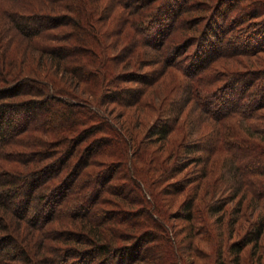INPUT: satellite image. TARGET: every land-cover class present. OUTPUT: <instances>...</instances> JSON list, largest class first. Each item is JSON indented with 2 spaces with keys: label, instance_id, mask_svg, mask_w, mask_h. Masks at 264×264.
Wrapping results in <instances>:
<instances>
[{
  "label": "trees",
  "instance_id": "obj_1",
  "mask_svg": "<svg viewBox=\"0 0 264 264\" xmlns=\"http://www.w3.org/2000/svg\"><path fill=\"white\" fill-rule=\"evenodd\" d=\"M67 2L68 9H65L70 15L56 13L51 17L31 13L19 15L20 18L11 15L16 18L15 21L8 17V24L28 40L46 30V27H31L48 18L51 19V28L68 25L72 31L68 33L65 43L58 47L43 50L39 44L38 47H29L27 56L21 59V69H12L11 64H8L3 72L0 66V80L5 73L10 75L8 81H16L9 87L0 88V161L3 160L0 166H4L0 167V264L145 263V255L151 253L148 244L156 239L148 228L162 232L163 245L168 247V250L163 248L168 256L166 264H180L181 259L176 248L171 245L172 235L167 232L165 221L177 204V198L181 197L175 216L189 224L199 223L201 228L198 234L210 237L211 232L202 217L206 213L201 211L198 202L199 195L204 191L202 188L208 187L206 178L211 171L209 166L217 167L225 160L229 161L239 180L238 189L256 199L264 197V162L256 166L259 163L257 155L264 160V148L249 139L255 136L254 130H250L255 126L251 123H232L239 118L243 121L253 120L252 113L245 110L253 108L255 100L244 103L243 99L257 97L262 106L264 88L261 89L263 93L258 95L256 90L249 87L247 79L234 80L233 75H228L224 79L227 84L226 97L222 93L214 95L206 87L203 90V86L207 85L200 77L201 74H208L207 65H211L213 60L206 65L204 57L194 62L193 59L199 54L196 49L184 68L188 82L183 87L186 100L197 103L208 116L212 137L206 139V143L210 142L204 149L203 141L189 144L184 139L180 140L176 131L183 110L172 120L163 116L173 89L170 91L166 82L161 84L154 76L137 73L136 68L145 60L147 53L144 50L147 47H151L158 54L157 57H163L151 64L148 53V67L155 64L163 67L165 63L164 68H172L190 41L187 37L183 40L171 36L169 32L173 26L179 24L176 30H183L184 34L188 31L198 33L194 39L202 40L211 29L214 31L212 23L204 24L201 30L198 23L188 27L190 20L183 17H189L188 13L192 11L190 0L179 1L168 23L161 27L157 26L156 19L164 3L159 6L157 0H117L123 13L119 12L116 20H110L117 25L112 34L110 29L114 26L107 27L108 21L105 22L106 27H100L98 10L88 7V0ZM35 8L38 7L35 5ZM65 16L69 17L68 22L59 23ZM222 26L219 24L218 31ZM220 32L219 36L214 31L215 41L209 42L217 44L214 49L210 45L211 50H216L217 58L223 56L225 49L221 42L225 33L222 30ZM256 43L261 44V41ZM31 74L38 78L27 76ZM77 92L85 95L79 97ZM21 96L25 99L14 103ZM105 103L134 106L133 114L134 111L141 113V109L149 107L150 113L156 115L151 124L141 122L147 125L140 137V130L132 126V115L127 120L130 125H127L126 130L132 129L124 132L107 117L101 107ZM40 112L47 117L46 124L54 126L52 131L58 136L53 143L47 144L59 151H45L47 156L41 157L43 159L37 163L40 164L37 168L24 169L20 166L14 169L16 167L11 166L13 151L5 146L20 147L22 142L33 140L31 135L23 139L22 134L29 131L31 121ZM258 134L264 140V131ZM111 147L118 152L111 151ZM195 149L209 153L202 176L189 182H181L182 178L175 179L181 175V168H185L180 167L183 154L194 152ZM37 154L35 150L25 155L14 153L16 159L22 160ZM17 155L20 157L17 158ZM193 156V163L202 161L201 155L194 152ZM242 156L246 158L245 161H241ZM103 157L115 159L119 164L113 160L95 163L96 158ZM26 160L25 164L18 162L22 166L32 164L31 159ZM45 160L50 161L42 165L41 162ZM95 165L97 171H86L87 167ZM116 180L119 183L114 184ZM172 180L176 181L169 183ZM89 181L96 185L92 188L79 186ZM196 181L194 187L189 189V184ZM47 182L51 185H47ZM131 193L134 196H130ZM99 205L112 209L102 211ZM261 207L264 210V203ZM61 209H64L62 214L67 216L68 225L62 227L65 230L57 237L52 238L53 232H47L49 229L54 230L51 225L56 222V215ZM219 209L212 207L209 213ZM100 211L101 216L95 218ZM76 220L81 223L79 231H76L77 225L73 223ZM107 224L123 225L130 235L116 234L106 227ZM261 233L255 224L249 241L229 243L226 249L228 254H232L229 262L239 264L241 248L249 243L255 246ZM52 240L64 245L55 247ZM222 251L220 247L213 246L212 264H226Z\"/></svg>",
  "mask_w": 264,
  "mask_h": 264
},
{
  "label": "rangeland",
  "instance_id": "obj_2",
  "mask_svg": "<svg viewBox=\"0 0 264 264\" xmlns=\"http://www.w3.org/2000/svg\"><path fill=\"white\" fill-rule=\"evenodd\" d=\"M88 1V7H95L98 10L97 16L98 23L100 22V27L102 25L105 26V22L108 23L109 21V25L107 24V27L114 26L110 30L112 34L115 33L114 30H116L115 27L117 28V25H115V21H112L111 23L110 20L115 19L118 16L119 12L121 14L123 13L121 7L118 6L117 0ZM179 1L181 0H157L159 6L163 3V5H165L162 6V8L160 9L161 11L157 16V26L161 27L168 23L171 14L173 13L172 11L176 9ZM190 1V10L192 11L188 13L189 17H183L184 19H188V21L190 20L187 23V25L190 23L188 27H191L192 25H195V23H198V26L201 30L203 29L204 24L207 25L211 22L215 33L217 31V34H219V36L221 35L220 31L222 30L223 33H225L224 37H222L223 39L221 40L222 47L225 48L223 56L217 58L218 54L216 53V50H211L210 48V45H212V43L210 44L209 42L212 41L214 43L215 41L213 29L210 30L211 32H209L208 35H204V38L202 40H195L196 38L194 39V37L198 36V33L188 31L184 34V32L182 33L183 30H176L179 24H175L173 26V30L169 32L171 36L175 37V39L183 40L184 37L190 38L188 39L190 41H188L187 43V45L189 44L188 48L185 49L184 52L177 57V62L179 63H174L172 68H164L165 63L163 67L160 64H155L148 67V53H150L149 56H151V58L149 59L151 64L154 63V61L157 62L158 58L161 59L163 57L160 54L159 55L161 58L159 56L157 57L158 54H156V52H154L151 47H147L146 50H144L147 53L145 54L147 56H145V60L140 63V66L136 68V72L141 74L145 73L147 77L154 76V78H157V82H160L161 84L162 82H166V87L169 88L170 91L173 89L170 100L164 107L163 116L169 118V120H172L173 117H175L181 112V110H183L180 114V119L176 124L178 129H180V131L176 129L180 137L179 139H184L188 141L189 144H196L203 141L202 148L204 149L209 146L208 143L210 142L209 141L206 143V139L209 140V138L212 137L211 132H209L210 120L208 116L203 113L202 110H200V107L197 103H193V101L188 102V100H186V94L184 92L185 87H183V84L187 83L188 79L186 78L187 76L185 74L186 72L184 68L187 65V62L191 60V55L197 49L196 51H198L200 55L198 54V57L193 59L194 62L198 61L199 58L204 57V64L206 65V63L213 60L211 65H207L209 67L208 74L205 76L201 74L200 80H202V82L207 85L203 86V90L206 87L207 89H211L212 92H214V95L222 93L224 94L223 97H226L227 84L226 82H224V79H226V76L228 75H233L234 80L247 79V82L250 84L249 87L252 90H256L255 92L258 93V95H261L263 93L261 89L264 88V0ZM135 3L139 2H134L133 4ZM34 4L38 7L37 9L35 8ZM67 4V0H0V66H2L3 72L4 68H7L8 64H11L12 69L18 70L23 68L21 59H24V56H27L29 47H38L37 44L42 47V50L49 47H58L65 43V41L68 39V33L72 31L68 25L63 27L58 26L57 28H51V19L48 18L46 20L38 21L40 24L37 22L31 27L32 29H37V27H46V30L42 33L32 36V38L28 40L20 36V34H17L13 26L8 24V17H11L13 19L14 17L12 16H15L17 18L19 17V15H29L31 13L48 15L51 17L57 15L56 13H61L62 15H70V12H66V9H68ZM133 8L134 7H132V9ZM125 13L126 12L124 11V15ZM16 18H14L13 21H15ZM68 19L69 17L65 16L58 22H63L64 24H66L68 22ZM58 22L56 21V23ZM152 24L154 26V22ZM219 24L221 26L223 25L220 31H218ZM257 41H261V44H257ZM216 45L217 44L212 45L213 49L217 47ZM112 53L115 54V52ZM194 66L195 65H193V67ZM128 70H131V68H129ZM18 73L19 72H16V74ZM1 74L2 73L0 72V77ZM9 76L10 75L4 73L3 79L5 80V82H2L3 79L0 80V88L9 87L14 84V82H16L11 80L8 81L10 79ZM27 76L38 78L32 74L31 76ZM251 80L253 81L251 82ZM176 85H178V88L176 87ZM20 89L23 88L21 87ZM77 94L82 98L85 95V93L83 92H81L80 94L77 92ZM24 99L25 97L21 96L17 100H15L14 103L21 102ZM252 99L255 100L254 103H252L254 105L253 108H251L250 110L246 109L245 111H250L252 113L254 117L253 120L243 121L241 120V118H235L238 120H234L232 123L236 125H238L239 123H251V125L253 124L255 127L251 128L250 130H254L253 132L255 133V136L253 138L250 137L249 139H253V142L260 144L261 147L264 148L263 136L261 134H258L261 131H264V104H262L261 106V103L257 101V97H246L243 99V101L244 103H247ZM101 107L105 110L107 117L113 123L118 124L124 132L132 129V127H130L126 130L127 125H130L127 124V120L130 119L132 115V126H136V128L140 130V137L145 130V126L147 125H142L141 122L151 124L156 115L153 112L150 113L149 107L141 109V113H136V111H134V114V106L125 107L112 103H105L102 104ZM253 110L255 111L252 112ZM46 119L47 117H45L43 113L40 112V114L34 117L31 121L32 125L29 126V131L26 132V134H22L23 139L24 137H29L28 135H31V137H33V140L22 142L20 147L5 146L9 151H13V160L11 161V166L16 167L14 169H19L18 167L20 166L25 167L24 169L37 168L38 165H40L37 163H40V161L43 159L41 157L47 156V152L45 151H48L49 153H53L54 151V153H56V151H59L58 148L55 149L54 146L48 145L49 143H53V141H55L58 136L54 131H52L54 130V126H52V124H46ZM248 133L250 134L251 132ZM190 148V150H192V145L190 146ZM33 150L38 152L37 156L33 158L24 157V159L22 160L21 158L16 159V155H14V153H23V155H25L26 152H30ZM110 150L113 152H118V150L114 147H111ZM194 152L197 155H201V162L193 163V157L195 156H193ZM194 152L183 154L180 167L185 168H181L183 169L181 175L179 174V176H177L175 179L180 180L182 178L181 180L183 181L181 182H189L192 180L195 181V179L202 176V169H204V167L207 165L206 161L208 159L209 153L206 151L199 152L196 149ZM255 152L256 151H254V153ZM18 157H20V155H17V158ZM257 158H259L257 159L259 163L255 165L258 166L259 164H263L262 162H264V160L259 155H257ZM26 159H31L32 164H30L29 166H22V164H20L19 162H24L25 164V162L27 161ZM112 160L115 163L118 162L115 159L103 157L96 158L95 163H97V161L105 162ZM245 160L246 158L242 156L241 161ZM49 161L50 160H45L41 163L42 165H44ZM2 162L3 160L0 161V165H3ZM209 167L211 170L209 173L210 175L208 174V178H206L208 187L206 189L202 188V190L204 191H202L199 195L198 202L201 211L206 213L202 217L205 218V225L211 232L210 237L207 238V235L201 237L198 234V230L199 228H201V225H199V223L194 222V224L191 223V225L188 222H185L181 217L175 216L178 212L176 208L182 200L181 197L177 198V204L173 207L171 212H169V216L165 221L166 230L167 232H171L172 235L170 240V242L172 243L171 245L176 248V253H178L179 258L181 259L180 264H212L213 246H217L218 248L220 247L221 251L223 250L222 255L226 264H232L231 262H229L230 259H232V254H228L226 250L229 243L233 241H249L250 238H252L251 233L255 224H257L261 229V236L259 237L255 246L249 243L247 244V246L241 248V251L239 252V264H264V210L261 207L264 203V197L262 196L256 199L254 197H251V195L246 194L244 191L238 189L239 180L233 173V168L229 161L227 162V160H225V162H223L221 165H218L217 167ZM92 169L93 171H97L98 167H96V165L93 167L89 166L86 168V171L88 172ZM174 181L176 180H172L169 183H172ZM197 182L198 181L189 184V189H192ZM49 183L50 182H47V185H49ZM82 183L84 184H79V186H87L92 188V186L96 185V183L92 181H89V183ZM117 183L119 182L116 180L114 184ZM88 184H91V186ZM104 195H107L109 199H112L110 196H108V194ZM130 196H134V193H131ZM114 203L117 204L116 200H114ZM99 207L102 211H105L109 208L112 209L110 206L106 205H99ZM212 207L215 209H220L210 214L209 209ZM63 211L64 209H61L59 215L57 213L55 219L56 222L51 225V227H54V230L51 231L49 229L47 232L51 234L53 232V237L51 236L52 238L57 237L63 230H65L62 227H67L68 225V220L66 219L67 216L65 214H62ZM102 211H100V213L98 212L95 218H99ZM73 223L77 225V227L75 228L77 229L76 231H79V225H81L79 220H76ZM107 225L108 226L106 227H108V229L114 230L116 234H124L128 236L130 235V233L126 231V227H124L123 225ZM168 226L170 227L169 229ZM70 229L72 230V228ZM148 229L152 231L156 239L152 240L148 244V246L151 247V253H149V255H145V258L147 257L148 261L146 258L145 263L138 262L137 264L168 263V256L163 250V248H166L168 250V247L166 245H163L162 232L158 231L155 228L153 230L150 228ZM218 234L220 235L218 236ZM36 236L39 237V233H37ZM55 241L52 240V243L53 245H55V247H61L62 245H64ZM157 249H159V251Z\"/></svg>",
  "mask_w": 264,
  "mask_h": 264
}]
</instances>
